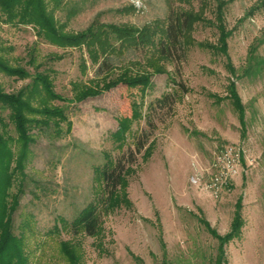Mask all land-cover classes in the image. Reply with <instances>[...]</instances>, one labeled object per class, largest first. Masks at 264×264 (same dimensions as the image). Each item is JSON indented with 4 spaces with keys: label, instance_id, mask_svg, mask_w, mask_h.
Instances as JSON below:
<instances>
[{
    "label": "rangeland",
    "instance_id": "rangeland-1",
    "mask_svg": "<svg viewBox=\"0 0 264 264\" xmlns=\"http://www.w3.org/2000/svg\"><path fill=\"white\" fill-rule=\"evenodd\" d=\"M224 1L226 56L210 48L218 43L217 0L49 3L66 33L92 23L153 33L145 46L109 39L116 66L101 76L95 75L100 59L92 63L84 47H56L37 38L31 26L5 23L0 14V58L31 76L45 75L67 99L34 93L30 78L0 72L3 91L23 92L28 119H43V109L64 117L33 125L24 147L0 109L9 149V169H0V181L4 185L11 174L8 192L17 194L10 217L22 264H161L164 256L170 264H217L218 241L200 219L223 237L239 199L240 232L224 245L221 264H264V70L248 71L264 59V0ZM172 12L197 18L182 51L167 58L159 47L161 40L167 43ZM122 74L149 75V83L119 84L75 101L81 89H101ZM229 81L244 107V134L227 98ZM118 161L125 167L123 184L109 207L102 172ZM90 205L97 219L93 236L74 223ZM11 264L20 263L14 258Z\"/></svg>",
    "mask_w": 264,
    "mask_h": 264
},
{
    "label": "trees",
    "instance_id": "trees-1",
    "mask_svg": "<svg viewBox=\"0 0 264 264\" xmlns=\"http://www.w3.org/2000/svg\"><path fill=\"white\" fill-rule=\"evenodd\" d=\"M184 2L188 0H176ZM233 1V0H229ZM228 1L217 0L215 6V21L214 27L218 31V43L216 46L210 45L214 52H219L222 55H227L226 39L230 32L226 30L222 22L223 9ZM53 4L55 8H59L63 0H0V14L5 23H15L24 26H31L37 38L48 42L59 48H80L84 47L88 58L92 63H97L96 76L108 72L116 66L113 56L108 55L110 51L109 39H128L132 42L134 40L138 45L145 46L152 42L151 38L153 33L143 29L137 31L127 25H114V24H98L92 23L86 29L76 33L64 32L62 26L56 21L54 13L49 10L48 4ZM264 6V1L260 2L259 7ZM197 17L187 13L173 14L170 13L168 17V24L164 30L167 43L161 40L159 52L160 55L172 58L173 50L183 49L185 42H188L186 37L188 29L191 27L192 21ZM155 34V33H154ZM252 54V53H251ZM254 59V57H252ZM261 72L264 70V59L254 60L248 71L253 70ZM0 72L6 76L14 77L16 79H31L30 88L32 92L39 90L43 91L50 99L65 102L67 99L56 94L50 84V81L45 75L35 73L31 76L26 70L21 67L9 66L0 58ZM232 74L235 71L231 69ZM149 83V75H136L127 76L120 75L115 79H111L104 83L102 88H95L93 86L81 89L75 97V101H83L89 97L96 96L101 90H109L117 85H125L127 87L146 86ZM227 98L229 99L233 109L237 112L239 122L241 125L242 133L244 134L245 120H244V107L241 103L240 97L237 93L236 86L233 81H229L227 86ZM0 109L7 111L8 121L12 125L18 140L25 147L30 142L29 131L34 125H47L48 119L51 117H59L63 119L61 111L43 109L41 113L46 119L31 120L25 116L30 107L26 98L23 97V92L7 93L0 88ZM0 118V169H9V149L7 141L2 135L1 125H3ZM124 129L125 126L120 127ZM143 148L142 143H138V151ZM125 167L123 163L118 161L111 169L104 168L102 175L104 181V190L107 192L106 206L115 205L117 203V190L123 184V175ZM12 176L8 175L5 179L4 185L0 181V264H11V260L16 258L17 262L22 264V254L18 245L16 236L12 232L11 214L17 206V194L8 192L11 187ZM128 203V202H127ZM236 211L230 230L223 237L219 236L215 230L210 228L209 224L200 219L208 233L218 241V255L217 264H221L222 256L224 255L223 247L233 238L237 237L241 228V204L240 199L236 203ZM77 225H82L86 234L93 236L96 233L97 219L95 217V208L93 206L85 207L79 214L78 218L74 221ZM63 251L66 255L73 260L72 255L68 251L66 245H63ZM161 264H170L165 256Z\"/></svg>",
    "mask_w": 264,
    "mask_h": 264
},
{
    "label": "built area",
    "instance_id": "built-area-1",
    "mask_svg": "<svg viewBox=\"0 0 264 264\" xmlns=\"http://www.w3.org/2000/svg\"><path fill=\"white\" fill-rule=\"evenodd\" d=\"M227 155H231V152L230 151H225V156Z\"/></svg>",
    "mask_w": 264,
    "mask_h": 264
}]
</instances>
